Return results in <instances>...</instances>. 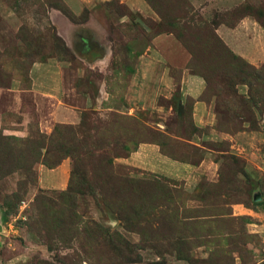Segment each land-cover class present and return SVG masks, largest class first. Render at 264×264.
<instances>
[{
	"label": "rangeland",
	"instance_id": "1",
	"mask_svg": "<svg viewBox=\"0 0 264 264\" xmlns=\"http://www.w3.org/2000/svg\"><path fill=\"white\" fill-rule=\"evenodd\" d=\"M0 264H264V0H0Z\"/></svg>",
	"mask_w": 264,
	"mask_h": 264
},
{
	"label": "trees",
	"instance_id": "2",
	"mask_svg": "<svg viewBox=\"0 0 264 264\" xmlns=\"http://www.w3.org/2000/svg\"><path fill=\"white\" fill-rule=\"evenodd\" d=\"M3 220H5V219L3 218Z\"/></svg>",
	"mask_w": 264,
	"mask_h": 264
}]
</instances>
